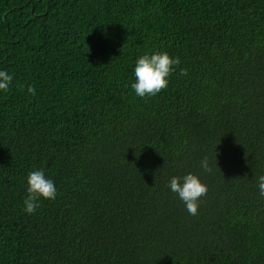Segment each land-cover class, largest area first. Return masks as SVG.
<instances>
[{"label": "trees", "instance_id": "trees-1", "mask_svg": "<svg viewBox=\"0 0 264 264\" xmlns=\"http://www.w3.org/2000/svg\"><path fill=\"white\" fill-rule=\"evenodd\" d=\"M161 51L187 75L137 97ZM0 70V264H264V0H0ZM38 169L58 194L28 214Z\"/></svg>", "mask_w": 264, "mask_h": 264}, {"label": "clouds", "instance_id": "clouds-1", "mask_svg": "<svg viewBox=\"0 0 264 264\" xmlns=\"http://www.w3.org/2000/svg\"><path fill=\"white\" fill-rule=\"evenodd\" d=\"M180 65V58L171 56L167 51L144 54L136 60L134 68L135 81L131 84V88L137 97H154L167 89L170 77L174 73H177V70H179L178 75H187V68L181 67ZM13 79V75L8 71L0 70V91L7 92L10 89ZM18 87L20 90H23L24 86L19 85ZM27 91L32 95L36 94L34 85H29ZM201 167L206 172L212 171L207 156L201 161ZM27 184L24 211L28 214H35L41 207L39 203L41 198L54 200L57 197L58 190L56 183L53 179L45 175L43 169L29 172L27 175ZM169 187L184 203L187 212L193 216L198 214L201 199L209 191L208 185L201 180L200 176L194 173H188L183 177H172ZM258 188L259 195L264 197V175L258 177Z\"/></svg>", "mask_w": 264, "mask_h": 264}]
</instances>
